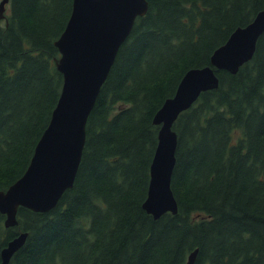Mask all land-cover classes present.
Here are the masks:
<instances>
[{"label": "trees", "instance_id": "trees-1", "mask_svg": "<svg viewBox=\"0 0 264 264\" xmlns=\"http://www.w3.org/2000/svg\"><path fill=\"white\" fill-rule=\"evenodd\" d=\"M121 45L87 122L74 185L47 211L21 206L2 248L9 264H264V32L236 73L217 69L174 123L178 212L144 207L158 142L156 111L185 72L211 63L264 0H148ZM1 2V0H0ZM73 0H9L0 21V189L26 170L60 96L55 44Z\"/></svg>", "mask_w": 264, "mask_h": 264}, {"label": "water", "instance_id": "water-1", "mask_svg": "<svg viewBox=\"0 0 264 264\" xmlns=\"http://www.w3.org/2000/svg\"><path fill=\"white\" fill-rule=\"evenodd\" d=\"M8 1L0 2V21L6 17ZM148 8V0H73L67 24L55 41L60 52L55 61L63 74L60 96L26 170L6 189H0V211L6 214V226L18 224L19 207L50 210L65 190L74 185L86 143L89 115L121 45L137 17ZM263 32L264 9H261L250 22L237 26L213 51L210 64L188 69L175 93L156 111L153 122L159 125L158 142L143 202V207L155 218L179 209L172 187L178 148L176 119L202 92L219 86L217 69L236 73L252 59ZM27 236V231H21L8 241L2 248L0 264L10 263ZM198 252L199 247L192 250L185 264H194Z\"/></svg>", "mask_w": 264, "mask_h": 264}, {"label": "bare ground", "instance_id": "bare-ground-1", "mask_svg": "<svg viewBox=\"0 0 264 264\" xmlns=\"http://www.w3.org/2000/svg\"><path fill=\"white\" fill-rule=\"evenodd\" d=\"M7 15V14H6Z\"/></svg>", "mask_w": 264, "mask_h": 264}]
</instances>
